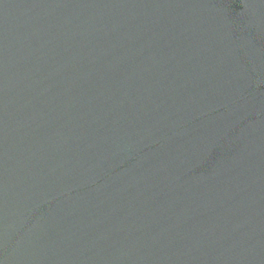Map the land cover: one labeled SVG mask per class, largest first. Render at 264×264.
<instances>
[{
  "label": "water",
  "instance_id": "1",
  "mask_svg": "<svg viewBox=\"0 0 264 264\" xmlns=\"http://www.w3.org/2000/svg\"><path fill=\"white\" fill-rule=\"evenodd\" d=\"M0 264H264V0H0Z\"/></svg>",
  "mask_w": 264,
  "mask_h": 264
}]
</instances>
